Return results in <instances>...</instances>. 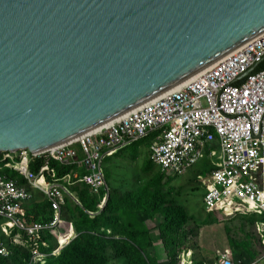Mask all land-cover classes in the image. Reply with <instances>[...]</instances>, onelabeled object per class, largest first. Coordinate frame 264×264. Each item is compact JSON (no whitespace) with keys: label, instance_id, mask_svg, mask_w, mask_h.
<instances>
[{"label":"water","instance_id":"95a60500","mask_svg":"<svg viewBox=\"0 0 264 264\" xmlns=\"http://www.w3.org/2000/svg\"><path fill=\"white\" fill-rule=\"evenodd\" d=\"M263 32L264 0H0V153L70 141Z\"/></svg>","mask_w":264,"mask_h":264},{"label":"built area","instance_id":"2783aa9c","mask_svg":"<svg viewBox=\"0 0 264 264\" xmlns=\"http://www.w3.org/2000/svg\"><path fill=\"white\" fill-rule=\"evenodd\" d=\"M263 56L264 35L179 87L108 126L82 135L75 140L83 154L80 161L87 168L94 167L104 156L155 131L160 134L152 147L153 158L164 169L182 171L202 157L204 147L217 146V151L211 154H217L218 163L211 172L204 203L208 210L218 207L227 212L230 208H235L234 211L243 208L256 214L263 219L255 229L256 235L261 236L264 232V69L249 74L241 83L234 80ZM71 145L49 151L39 173L28 170L30 157L26 152L14 164L10 162L12 156L4 154L0 164L17 169L33 189L43 190L48 197H61L57 184L48 183L44 172L50 171V158L64 164L75 160L77 153ZM4 178L0 176V215L12 220L3 225L9 235L10 227L25 228L14 215L23 214L21 203L30 194L15 181ZM35 231L36 226L28 230L31 235ZM0 254L8 256L1 240ZM34 254L30 255L29 264H44L49 256ZM190 257L183 255L181 264H193ZM215 264L237 263L233 255H218Z\"/></svg>","mask_w":264,"mask_h":264},{"label":"trees","instance_id":"16d2710c","mask_svg":"<svg viewBox=\"0 0 264 264\" xmlns=\"http://www.w3.org/2000/svg\"><path fill=\"white\" fill-rule=\"evenodd\" d=\"M262 68L264 61L258 66V69ZM156 136L152 134L139 143L151 144ZM136 158L137 156H134V159ZM39 165L40 161L32 163V170H36ZM52 166L57 169L59 175L70 170V167L54 162ZM153 168L155 165L150 159L145 161L144 172ZM165 177L158 168L152 178H141L136 189L124 193L113 190L107 206L93 218L84 210L95 211L98 199L90 193L87 185L80 182L76 184L73 188L82 206L70 210V220L76 238L59 255H49L44 264H114L118 261L120 264H181L179 254L183 248L201 251L196 241L201 226L197 219L189 214L187 208L175 200L176 190L172 182L176 176ZM25 207L26 217L32 221L43 222L50 217L49 204L42 200L40 193H35ZM149 221L156 223L155 230L160 232L166 252L164 261H159L156 255V247L150 238L151 230L154 229L148 228ZM191 223L194 228L190 227ZM201 223L217 225L218 221L215 215L205 214ZM108 230L111 234L107 233ZM47 240L51 244L47 252H51L55 248L54 242L50 237H47ZM6 244L10 255L0 256V264H29L30 255L26 249L9 244L8 240ZM229 244L234 249L233 256H236L234 258L237 262L245 264L244 259L250 263L262 257L254 255L253 243L249 236H244L242 244L231 237ZM217 259L218 255L211 259L209 255L196 253L193 255V264H215Z\"/></svg>","mask_w":264,"mask_h":264},{"label":"clouds","instance_id":"9594fccd","mask_svg":"<svg viewBox=\"0 0 264 264\" xmlns=\"http://www.w3.org/2000/svg\"><path fill=\"white\" fill-rule=\"evenodd\" d=\"M262 35H264V32L259 34L256 37H254L253 39L247 41L246 43L242 44L241 46L237 47L236 49L232 50L228 54L221 56L216 61H214L212 64L206 66L205 68L196 72L192 76H189L186 79L182 80L177 85L173 86V88L171 87V89L169 88V89L153 96L152 98L142 102V104L139 105L136 109L148 104L149 101L155 99L156 97L179 87L181 84L195 78L196 76H199L201 73L212 68L221 59L227 58L232 53H234L238 50H241V48L245 47L251 41L261 37ZM263 61H264V56L262 57V59L260 61L255 62L251 66V68H249L246 72L240 74L234 80V83H237V84L241 83L249 74L261 70V69H258V66ZM256 63H258V66H256L254 69H252ZM262 69H264V68H262ZM136 109H134L133 111H135ZM133 111H130L128 113H131ZM128 113L120 115L119 117H117L116 119H114L112 121H109V122L95 128V129H91L89 131H86V132L78 135L76 138H74L70 141H67V142L58 144L56 146H53L51 148H48L45 151L30 153V151H28V150H19L16 152H1L0 153V158H2L4 156V154H10L12 156V158H10L11 159L10 162H12V164H14V163L19 162V156L21 155V153L26 152L27 155L30 157L29 162H28V170H30L34 173L40 172L41 168L46 164L47 153L49 151L57 148V147L72 143L71 147L77 153V156L75 158V160L77 162H75V160L73 159V161L69 164L61 163L54 158H50L48 160V166L50 168V171H45L44 175H45V177L48 178V181H49L48 183H56L57 184L56 186L58 187V189L61 192V197H54V195H52V197H48V195L43 190L33 189L27 183V181L24 179L23 175L20 174V172L17 169H14L12 166H5V163L0 164V166H1L0 176L1 175L4 176L5 180L11 179V180L15 181L16 185L24 187L28 191V193L30 194V197L26 201H23L21 203V208H22L23 214H21V212H19V213H16L14 215L15 219H18L19 221H21L23 223V226L25 227L24 229H19L17 227H10V228L7 227L8 230H10V234L7 235L4 232L5 228L3 225L6 223L12 222V220L10 218L4 216V215H0V240L2 243V247L5 248L7 251V255H10V250H9L8 245L6 244V240H8L9 244H12L14 246H19V247H22L23 249H26L28 251L29 255H35L34 252H36V255H59L60 252L64 248H66L70 245V243L76 238V233L73 229V226H72V223L70 220V210H72V209L75 210V207L82 208V206L79 202V199L77 197V194L74 191L75 189L73 188L79 182L87 185L90 193L92 195H95V197L98 199L95 211L84 210L85 213L91 218H93L94 216H97L104 209V207L107 206L108 200L110 198V194L113 192V190H117L121 193H124V192L131 190V189H136V187L139 185V183H138L139 179H137L135 183H130V185H129V182L128 183L124 182V183H121L118 185L114 184V183L110 184L108 182V178H106V176H105L104 168H103V163L105 160H107V161L111 160L114 163H116L117 158L119 157L118 155H120V154L123 155L126 152V150L128 151V149L130 147H133L135 145L138 146L137 152H139V150H140L139 147H142L143 144H145L147 146V149L149 152V159L154 163L155 170L157 171V169L159 168L161 170V172H163L166 175L165 178H167L168 176L179 177L181 175L186 174L189 171H192V170L195 171L197 169V168H195L196 165L200 162L205 161L206 164L210 165L211 169L209 170V167H208V176H207L206 182L204 181V179H202V181H201L202 185H203V189L201 190V205L204 209L203 213L213 214L216 216V215H218L219 212H223V213H226V215L230 218L239 217V211H234L235 208H230V209H228L227 212L219 209L218 207H215V208H212L211 210H208L207 206L204 203L205 192L207 190V186L209 185L211 172L216 168V164L218 163L217 157H216L217 162L215 164L208 162V160H210L213 157V155L211 154V152H214V150H212L213 146L204 147L202 157L196 163H192L190 166L186 167L182 171H174L171 169H164L163 166L161 164H159L158 161H156L153 158L152 147L155 144V142L157 141V137L160 134L159 131H155V132L149 133L146 137H144V138H142L136 142H133L124 148H121V149L115 151L111 155L104 156L103 159H101V161L99 163H97L94 167H89V168L85 167L83 162L80 161L83 159L81 147L77 143H75V140L78 139L79 137H81L82 135L86 134V133L96 131L100 128L108 126L109 124L113 123L114 121L118 120L119 118L123 117L124 115H126ZM152 134H156L157 136H156V139L151 144H148V143L140 144L139 143V142L145 140L146 138H148ZM215 147L217 148V146H215ZM134 156H137V158L134 160L139 159L138 153H137V155H133V158H134ZM37 161H40L39 167H37L36 170H32V168H31L32 163H35ZM53 162L57 165L70 167V170L68 172H66L65 174L59 175V173L57 172V169L52 166ZM205 166H207V165H205ZM143 177H145V176L142 175V178ZM197 179H199V175H197L195 178H192L193 181L197 180ZM175 190H176L174 192L175 200L180 205L185 206L187 208V206L184 203H182V201H180V199H179L180 195H176L178 193L176 186H175ZM191 190L195 191V189H192V188H191ZM35 193H40L42 195V200L46 201L49 204L50 217L47 218L43 222L32 221L30 218L26 217V207L25 206L30 203V201L33 199ZM54 204H57L58 207L54 208ZM187 210H188V208H187ZM246 212L248 213L249 216H248V221L244 222L245 230L244 231L241 230V234H238V235L242 236V238H244V236H246V237L249 236L251 242L253 243L254 255H262L261 258L255 260L253 262H250V263L251 264H258V262L262 258H264V232H262L261 236L260 235L257 236L255 233V229H256V225L260 224L263 219L261 217L257 216L256 214H253L252 212H250L248 210ZM253 218H255V219H253ZM250 221H254V222L251 223ZM35 226L37 227V231H35L34 234L31 235L28 232V230L30 228H34ZM147 226L149 229H154V230H151L152 232L150 234V238L153 240L154 246L156 247V255H166V252H165V249L163 246V242L161 240L160 232L157 229L155 230L156 223L149 221L147 223ZM207 227L208 228L209 227L219 228V223L217 225H208ZM208 228L205 229V228L201 227L200 230H203L202 234H204ZM14 231H16V232L14 233ZM107 233L111 234V232L109 230L107 231ZM47 237H50L52 239V241L54 242L53 247H55V248L51 252H47L49 250V248L51 247V244L47 240ZM197 239L199 241V239H200L199 234H198ZM230 239H231V237L229 239H226V243H227L226 245H222L220 248H214L213 250H209V249L206 250L201 245H199V243H198V246L201 249V251H199V252L195 251V249L193 250L191 248H189V249L183 248L179 254V255H181V262L183 260V255H191V257L189 259H193V255H196V253L198 255H209V253H211V252H213L214 255H235L234 249L229 244ZM233 239L239 241L238 238L237 239L235 238V236ZM234 260L236 261L235 258H234ZM236 263L238 264L239 261L238 262L236 261Z\"/></svg>","mask_w":264,"mask_h":264},{"label":"rangeland","instance_id":"374dc122","mask_svg":"<svg viewBox=\"0 0 264 264\" xmlns=\"http://www.w3.org/2000/svg\"><path fill=\"white\" fill-rule=\"evenodd\" d=\"M140 148V147H139ZM212 150L217 151L216 147H212ZM140 151V150H139ZM139 159L134 160L133 154H131V150L128 149L122 155H118L117 162L114 163L113 161L105 160L103 163L104 173L106 178H108V182L114 184H121V183H135L137 179H139L138 183L140 184V179L142 175L145 176L143 178H152L157 171L153 168L149 172H144V163L149 159V153L138 152ZM117 157V156H116ZM217 154L213 155V157L208 160L209 163L215 164ZM130 162V163H129ZM207 165V166H205ZM208 167L210 168L209 164H206L205 161L200 162L196 165L197 168L195 171H189L184 175L176 177L175 180L172 182L174 187H177L178 193L176 195H180L179 199L184 203L190 215H193L200 226L202 228H208V225H205L202 220L205 217L204 209L201 205V190L203 189L202 179L206 182L208 176ZM199 175V179L192 180ZM195 189V191H192ZM237 204H241L240 201H235ZM248 213L245 209H241L239 211V217L237 218H230L226 215V213L219 212L218 215L215 217L219 223V228H211L209 227L204 234H202L203 230H199L198 234L200 235V239H196L199 245H201L204 249L213 250L214 248H220L222 245H226V239L235 236V238L239 240V243L242 244L244 242V238L239 236L241 234V230H245L244 222L248 221ZM191 228H194V224H190ZM229 229V230H228ZM221 250V249H220ZM211 259L215 257L213 252L209 253ZM236 258V256H233ZM121 262H114V264H120ZM244 263L247 264L248 260L244 259ZM238 264H243L238 263Z\"/></svg>","mask_w":264,"mask_h":264},{"label":"crops","instance_id":"0c3cea01","mask_svg":"<svg viewBox=\"0 0 264 264\" xmlns=\"http://www.w3.org/2000/svg\"><path fill=\"white\" fill-rule=\"evenodd\" d=\"M137 148H138V146L137 145H135V146H133V147H130L129 149L131 150V154H133V155H137ZM139 152H143V153H149L148 152V149H147V146L145 145V144H143L142 145V147H140V151ZM158 258H159V261H164V260H166V255H158ZM209 258H210V256H209ZM216 262V261H215ZM247 264H251V263H247Z\"/></svg>","mask_w":264,"mask_h":264},{"label":"bare ground","instance_id":"6f19581e","mask_svg":"<svg viewBox=\"0 0 264 264\" xmlns=\"http://www.w3.org/2000/svg\"><path fill=\"white\" fill-rule=\"evenodd\" d=\"M173 88V87H172ZM171 89V88H170ZM47 150V149H46ZM43 151H45V150H43Z\"/></svg>","mask_w":264,"mask_h":264}]
</instances>
